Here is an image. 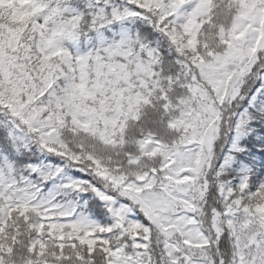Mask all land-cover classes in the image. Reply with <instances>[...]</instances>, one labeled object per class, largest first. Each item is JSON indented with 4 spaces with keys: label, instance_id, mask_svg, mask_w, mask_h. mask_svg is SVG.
Instances as JSON below:
<instances>
[{
    "label": "snow or ice",
    "instance_id": "1",
    "mask_svg": "<svg viewBox=\"0 0 264 264\" xmlns=\"http://www.w3.org/2000/svg\"><path fill=\"white\" fill-rule=\"evenodd\" d=\"M0 264H264V0H0Z\"/></svg>",
    "mask_w": 264,
    "mask_h": 264
}]
</instances>
